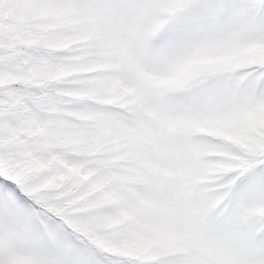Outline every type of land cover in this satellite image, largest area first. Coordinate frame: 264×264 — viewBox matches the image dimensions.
<instances>
[{"label":"snow or ice","instance_id":"snow-or-ice-1","mask_svg":"<svg viewBox=\"0 0 264 264\" xmlns=\"http://www.w3.org/2000/svg\"><path fill=\"white\" fill-rule=\"evenodd\" d=\"M0 264H264V0H0Z\"/></svg>","mask_w":264,"mask_h":264}]
</instances>
